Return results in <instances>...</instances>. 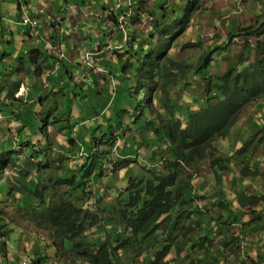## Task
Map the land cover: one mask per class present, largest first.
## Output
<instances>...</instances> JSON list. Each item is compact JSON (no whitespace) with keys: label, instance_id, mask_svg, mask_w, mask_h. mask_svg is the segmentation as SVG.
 <instances>
[{"label":"rangeland","instance_id":"rangeland-1","mask_svg":"<svg viewBox=\"0 0 264 264\" xmlns=\"http://www.w3.org/2000/svg\"><path fill=\"white\" fill-rule=\"evenodd\" d=\"M17 1L7 0L8 4L4 2L0 5V17H5V22H8L4 31L6 37L2 34L3 32H0V45L6 43L8 47L6 39L13 40V46L20 50L24 46L22 38L25 35L21 31L23 29L27 31L30 27L22 23ZM62 1L65 3L69 0H58L56 2L61 3ZM133 1L135 3H131L135 4L137 10L149 8L151 10H149L148 15L155 13L151 19L152 21L148 19L147 15L141 16L132 6H129L128 0H117L118 4L116 6H108H111L110 12L117 14L119 6L128 5L127 8L130 9V11L127 10L128 16L123 15L119 18L125 26V31L132 34L136 32V36L142 35L134 44L137 46L136 49H144V51L155 49L157 55H162L166 49V53L158 62L161 61L160 64L165 69L173 71L174 74H176L177 66L180 63L186 62L191 66H195L199 63L201 56L225 46L224 50L217 55L214 53L215 56H212L208 65L209 69L205 75L207 76L206 79L202 81L200 80L202 78L199 77L195 79L197 81L193 82V85L185 89L188 94L184 96L183 102L188 105L195 99L199 101V104H202L204 94H207L208 90L212 91L219 84V77L223 76L232 67L236 70L242 66L248 67L246 62H242L245 56V44H249L251 50H253V56L249 53L253 63L257 64L264 60V0ZM70 3L68 4L70 7L79 5L74 0H71ZM185 6L190 8L187 12ZM24 7L26 8V5ZM28 9L34 16L30 7ZM165 11L168 14L166 16L169 22L168 25L171 31L174 32L172 37H168L167 44L164 41L165 35L158 29L160 26H157L158 16L156 15L160 13L163 16ZM92 14V18H94L95 14ZM140 16L144 19H141ZM37 19L42 28L46 26L41 15L37 16ZM78 23L79 27L75 24L67 26L65 23V32H62V30L54 31L64 34V38H61V40L68 38L64 43L59 40L63 52L57 47L54 48L52 53H49L44 47H39L40 44L38 43L29 42L27 44L26 50L28 52L39 50L43 52V56H49L43 62V56L39 57L38 63L41 68L38 71L37 65L32 63L30 56L26 55L27 53H24V56L20 54L17 58H13V54L10 58L0 55V155H3L0 156V171L6 169L3 176L2 174L0 176L2 177L1 180L4 179L9 184H13L14 188L17 186V188H13V194L16 192L15 190L19 189V183L31 186L33 190L35 186L32 184L40 182V180H37L39 178L38 175L36 176L38 174L36 166L45 164L46 156L49 157L48 164L51 163L52 167L63 166L71 170L72 173L77 174L78 170L85 168L87 156L98 155L101 162L99 159L95 160L99 164L98 170H102V175H96V167L87 175V190L82 200L78 202L81 209L90 211V215L84 213L83 221L87 217H91L93 213L97 215L98 226L88 227L89 229L84 236V242H90L92 245L104 240L101 233L103 226L101 221L103 219L109 220L113 227L115 225L123 227L124 224L119 221L120 215L118 214L117 204L119 202L122 206H125L132 192H135L128 189V178L132 177L138 183L140 180L151 179L152 174H145L143 169V166L148 167L149 152L145 151V157L143 158L142 155L140 157L135 154L134 149V154L131 155V159L134 160L131 167L125 168L121 163L126 151L139 146L133 147L134 139L132 140V138L136 137L135 142H142L140 133L143 131L141 129L135 131L134 128L130 127V131L124 133L123 138L120 137V139L100 137L107 130L108 120L114 116L111 102L125 84L121 79L109 78L111 75L108 74L109 72L106 71L103 65H100V62L105 60L109 65H113L115 69L120 67L123 69V66H126L123 63H134L135 56L130 57L126 48L121 51L120 58L115 57L116 55L113 54H108L106 59L100 58L99 49L96 47L103 39L94 36L101 32L100 29L106 23L100 24L84 19ZM168 25L166 27H169ZM166 27L164 28L166 29ZM236 27L254 28L263 41L261 40L260 43L258 37L254 35H250L248 39L235 38L229 41L228 36ZM90 28L94 29L95 33L90 38L88 35L86 39ZM166 31L171 36V31ZM166 31H163V33H166ZM67 32L71 34L70 37H68ZM175 34H177L176 38L173 37ZM49 35H54L53 31ZM115 38L116 35L111 34L109 41L112 42ZM68 41H70V46H66ZM140 43L144 45L139 46ZM160 47H162V50L158 51L157 49ZM112 48L110 46L107 52L111 51ZM16 59L18 60L16 61ZM24 59L26 62L23 61ZM5 60L7 63H4ZM173 62H177V64H173ZM29 69H33V71H29ZM170 71H167V73H170ZM116 75L125 80V75H122L121 72ZM13 76L16 77V82ZM131 76L128 77L132 78ZM134 76L135 79H130L129 83L134 88L135 93L138 97L145 94L144 98H148V94L142 92V87L138 89L135 86L140 85V82L136 80L140 73L136 72ZM190 76H193V74ZM164 78H167V74H164ZM175 82L176 80L169 85L171 91L168 90V93H170V96L173 94L172 97L179 95V91L176 89L179 86L175 85L172 88ZM162 95L161 92L156 93V96L162 97ZM192 108L195 111L200 110L198 106ZM127 121L128 117H125L122 125L126 126ZM113 136H117V134L114 132ZM85 143L87 144L86 148L83 147ZM247 145L248 147H246ZM257 146L260 149L256 150ZM151 148L158 154V158L162 159V162L151 164L152 168L157 175L167 176L168 171L165 164L167 165L169 159V149H159L155 146ZM243 148H246L245 153L239 155L236 159L242 162L228 166L222 175H220L221 172H217L218 168L216 170L213 167L215 159L219 156L232 155L236 150ZM248 149L250 153L247 154V158L245 154ZM104 150L109 153L106 152L104 155L98 152H104ZM142 151L143 149H141ZM14 156L17 158L16 161H13L15 163L11 159ZM243 159L247 160L243 161ZM6 161L10 163L6 164ZM115 164L118 165L117 169L120 168L116 174L112 171ZM246 166H250L252 170L259 169L264 175L263 98L244 108L238 116L237 123L230 131L229 137L210 142L205 157L198 163L183 165V177L180 181L182 185L180 186L186 188L183 192L186 197L181 199L183 202L179 201L177 207L178 211L184 213L186 218L182 219L184 221H181L178 228L183 230L187 227L192 231L187 237L181 236L182 231H169L172 234L170 238L173 241L172 244H179L180 248L185 249V252L179 257L175 254L174 247L172 253L165 259V264H192L191 261L196 257H205L199 249L202 240H211L210 242L214 244V251H216L221 248L223 238L232 234V237L240 238L239 242L232 251L224 253V256L230 254L236 257L239 256L240 259H246L250 254V258H254V249L260 242L261 249L257 251V254L261 253V256H258L257 260L260 261H258L259 264H264V243H262L264 241V226L257 229L263 223L253 224L250 218L244 217L241 218L239 225L227 226L224 231L227 224L221 229L218 228L220 224L218 215H220V212L216 209L217 206L214 209L211 207L221 197V194H225L228 199L232 200V205L228 206L229 209L235 210L237 208L248 212L254 211V215L262 212V208H264L263 200H257L263 196H260L259 190H255V188L260 187L263 190L264 176L260 177V184L257 185L254 183L249 184L243 179H239L237 183H234V176H236L234 174L248 177L243 173ZM48 171V169L42 170V172ZM40 175L44 176L42 173ZM228 175H232L231 180L229 178L224 180L223 176ZM42 183L48 184V178ZM42 183H39L36 188L41 189ZM67 189L70 190L69 187H66L63 192ZM50 192L51 188H49V194ZM254 193H256V196ZM20 197L21 195H19V198L17 195L19 201H21ZM255 203L256 205H254ZM34 205L28 206V208H34ZM207 205L210 209L204 213V207ZM2 209L5 211L4 215L8 220L5 216H3L4 219H0V228H2V231H0V264H6L5 260L7 259L10 260L9 264H32V258L35 257V254L33 248H28L26 242L31 243L33 241L31 239L33 234H42L47 231L36 227L33 220L22 221L21 214L18 213L19 210L13 208L10 203H0V210ZM38 210L40 211V209L35 212L34 210L31 211L35 216H40ZM228 219L226 216L224 221ZM175 220V216H173L167 225L165 221L163 224L161 222L158 224L162 228L168 227L170 229V227H173L172 224ZM231 222L234 223V221ZM110 224L107 223L104 226L107 227ZM251 224L252 228H249ZM24 231L33 234H29V238L23 240ZM126 235L127 233L117 240L119 247L130 245L123 253L118 251L119 254L115 258L119 261L118 264H155L156 254L153 249L156 242L142 236L133 240L134 245L131 241H128L127 244L123 240ZM194 241H198L199 246L196 252H191ZM95 248L97 247L95 246L93 249ZM237 248H242L239 254L236 252ZM188 253H191L192 256L187 260L183 259ZM52 258L54 259L55 256L51 255L49 257V264H55ZM69 263L70 261H68Z\"/></svg>","mask_w":264,"mask_h":264},{"label":"trees","instance_id":"trees-1","mask_svg":"<svg viewBox=\"0 0 264 264\" xmlns=\"http://www.w3.org/2000/svg\"><path fill=\"white\" fill-rule=\"evenodd\" d=\"M196 1V0H194ZM132 1L128 0V5L132 6L134 10L141 14V16L147 15L148 19L152 21V17L155 15H148L151 9H138L135 8V4H130ZM135 3V1H133ZM167 4V3H166ZM194 4V2H193ZM117 4H115L116 6ZM126 6H119L118 13L110 12L109 22L106 23L99 34L94 37L102 38L103 41L97 45L99 49L100 58L106 59L108 54H113L115 57H121V51L128 49L130 57L135 56L134 63H123V69H115L113 65H109L108 62L101 61L100 65H103L108 74L111 75L109 78H118L125 82L122 90H120L111 102L113 110V117L107 122V130L104 131L100 137H106L107 139H120L123 138V134L130 127L139 131H143L141 134L142 142H135L133 137V147L139 145L136 148L130 149L125 152L123 159L121 160L122 166L130 168L131 163L134 160L131 157L134 154L143 158L145 157L144 152H149V164L148 167L143 166L144 172L147 175L152 174V178L149 180H140L138 183L136 179L130 177L128 189L132 192L129 201L125 206H122L119 202L117 208L119 209L118 214L120 215V222L123 223V227L115 225L114 227L109 223V220L103 219L101 221V233L103 234L104 240L95 244L90 242H84V236L88 231V227L98 226L96 214L93 213L91 217H87L84 221V213L90 215V211H84L78 206V202L82 200L84 193L87 190V175L90 174L96 167V175H102V170H98V162L95 159L101 158L98 155L87 156L85 164V170H78L77 174L72 173L71 170L63 166L52 167L51 163L48 164L49 157L46 156L45 164L37 165L36 176L39 183L48 178L49 183H42V188H36L39 183L32 184L35 189L32 190L31 186L19 183V189L15 190L13 194V184H9L8 181L2 179L0 176V203H10L13 208L19 210L22 217V221H31L35 223L36 227L47 232L38 234L24 231L23 240L29 238V234H33L31 243H27L28 248H33L35 257L32 258V264H49V257L55 256L53 259L55 264H118L115 258L119 253L124 252L127 248L125 245L119 247L117 240L120 239L125 233H127L125 239L127 244L128 241L133 243V240L138 237L148 238L152 242H156V246L153 252L156 254L155 264H165V259L172 253L175 247V254L179 257L185 252V249L180 248L179 244H172L173 241L170 239L172 234L170 230L182 231L181 236L187 237L192 229L185 227L181 230L178 228L182 219L186 218L184 213L178 211V203L182 198L186 197L183 192L184 189L180 185L182 179V168L183 165H190L198 163L207 153L209 143L219 138L229 137V133L233 126L237 123V119L243 109L254 103L256 100L264 99V60H261L257 64L253 63L250 59L249 53L253 56V50L249 44L244 46L243 63L246 62L248 67L242 66L238 70L232 69L226 71L223 76L219 77V84L216 85L213 90H208L207 94H204L202 98V104H199L198 100H194L191 104L183 102V98L188 92L186 88L193 85L197 78L205 80L207 76V70L209 69V62L212 56L217 55L220 51L224 50L225 46L219 47L216 50L209 52L206 55L201 56L200 61L195 66H191L186 62H182L177 66L176 74L169 69H165L158 60L166 53L164 50L162 55H157L156 50L144 51V49H136L134 45L138 39L142 36H136V32L125 31L124 24L120 21L121 16H128L130 11ZM122 7V8H121ZM186 12L189 6L184 7ZM128 10V11H127ZM123 13V14H121ZM157 26H160V32L165 35V44L168 42V37H172L170 26L168 25V14L161 16L160 13L156 14ZM140 18L142 19L143 17ZM181 16V15H180ZM178 17V19L180 18ZM183 17V16H182ZM144 19V18H143ZM264 24V22H263ZM169 27H166V26ZM114 26V27H113ZM166 27V29L164 28ZM164 29V30H163ZM166 30L171 31V36L167 34ZM163 31L166 33H163ZM111 34L116 35L114 41H109ZM250 35L258 37L259 42L261 40L258 32L254 28H235L230 32L228 40L231 41L235 38L248 39ZM173 37H177L175 34ZM90 38V37H89ZM144 45L140 43L139 46ZM112 46V50L109 52V47ZM141 48V47H139ZM96 49V50H97ZM136 49V50H135ZM168 49V48H167ZM139 50V51H138ZM161 51L162 48H158ZM135 51L134 53H132ZM215 53V55H214ZM43 56V53L41 54ZM48 55L43 56V60H47ZM127 58L125 59V61ZM32 63L37 65V71L41 68L38 63V59L35 57ZM158 62V63H157ZM133 63V64H132ZM39 64V65H38ZM177 64V62H173ZM132 65V66H130ZM131 67V68H130ZM170 71V73H167ZM125 75V80L122 77H118L117 73ZM139 72L140 76L137 77V81L140 85H135L139 89L142 87V92L148 94V98H144L145 94H141L140 97L135 93L134 88L129 83L130 79H135V73ZM164 74H167V78H164ZM193 74V76H190ZM129 75H132L128 77ZM134 76V77H133ZM205 76V77H204ZM108 77V76H106ZM108 79V78H107ZM194 79V80H193ZM176 80L172 86H179L176 88L179 91L177 97L173 94L168 93L170 90V84ZM191 81V82H190ZM157 92L163 93L162 97L156 96ZM175 95V93H174ZM251 103V104H250ZM198 106L199 111H195L192 107ZM160 112H158L157 110ZM154 115L153 117H151ZM178 116V117H177ZM128 117L127 125L123 126V120ZM102 127V126H101ZM100 127V128H101ZM104 130V129H103ZM117 136H113V133ZM70 141H72L70 139ZM29 143V142H25ZM86 144V143H85ZM83 147L86 148V145ZM112 144V143H111ZM112 146V145H111ZM152 146L159 149H169V159L167 160L166 169L168 171L167 176L162 174L157 175L151 164L162 162L161 158H158L152 150ZM83 148V149H85ZM127 148V147H125ZM124 148V149H125ZM32 149V147H31ZM141 149L143 151L141 152ZM40 151H42L40 149ZM102 154L109 153L107 150L98 151ZM245 149L236 150L232 155L224 154L215 159L213 167L218 168V173L222 175V172L230 165L239 164L240 160H236L239 155H243ZM132 155V156H131ZM3 156V155H2ZM12 159L16 161L15 156ZM246 159H243V161ZM10 163L6 161V164ZM15 163V162H13ZM118 165L112 168L114 174L119 170ZM43 169H48V172H42ZM250 167L246 166L243 170L244 175H250ZM6 169L1 170L0 175ZM98 170V172H97ZM21 171V170H20ZM252 171V170H251ZM40 173L44 174L41 176ZM190 185V184H188ZM5 186V188H3ZM51 192L49 194V188ZM69 187L70 190L63 192V189ZM17 188V186L15 187ZM14 188V189H15ZM173 189V190H171ZM37 191V192H36ZM97 192V190H96ZM34 194V195H33ZM19 195H21L18 200ZM50 195V196H49ZM33 197V198H32ZM11 200V202H9ZM259 201V199L257 200ZM31 204V205H30ZM34 205V208L29 209L28 206ZM210 205V204H209ZM232 205V200L228 199L225 194H221V197L214 202L211 207L214 209L217 206V210L220 212L218 217L220 218L219 229L224 225L233 226L234 223H239L241 218L250 215V212L239 209H229L228 206ZM256 205V203L254 204ZM40 209V216H35L34 212ZM208 205L204 207V213L209 211ZM101 210H103L101 208ZM37 211V212H38ZM228 211L229 213H227ZM237 214H234V213ZM5 211L0 210V219H4L3 216ZM231 213V214H230ZM30 215V216H29ZM175 216V221L172 224L173 227L162 228L158 223L165 221L166 225L168 221L172 220ZM229 219L224 221L225 217ZM6 218V216H5ZM100 218V216H99ZM261 216L256 218V223L261 222ZM7 219V218H6ZM8 220V219H7ZM231 221H234L232 223ZM217 222V221H216ZM110 224L107 227L106 224ZM264 225L257 229H261ZM226 228H224L225 231ZM2 231V228H0ZM232 235L225 236L221 243V248L214 251V244L208 240H202L200 246L198 241H194L192 245V251L196 252L199 246L200 251L205 255L204 258L196 257L192 260V264H234L228 256H224V253H228L233 250L234 245L239 242V237H232ZM89 244V245H86ZM134 245V243H133ZM97 247L93 249L94 247ZM160 246V247H159ZM226 250V251H225ZM119 251V253H118ZM239 254L240 249L236 250ZM29 253V252H28ZM191 255L188 253L183 259L187 260ZM233 259L237 260L238 257L233 256ZM249 258V259H248ZM241 260L243 264H249L250 257ZM195 260H197L195 262ZM259 264V260H254ZM153 264V263H152Z\"/></svg>","mask_w":264,"mask_h":264},{"label":"crops","instance_id":"crops-1","mask_svg":"<svg viewBox=\"0 0 264 264\" xmlns=\"http://www.w3.org/2000/svg\"><path fill=\"white\" fill-rule=\"evenodd\" d=\"M56 1H58V0H19V1H17L21 17L23 15V8L28 9V7H30L34 17L37 18V16L41 15L42 18L45 20L46 26L42 28L40 25V22H39V25L36 29H30L29 28V30H27V31L23 29L21 32L23 34H25L22 38V40H24V42H23L24 46L20 50L13 46L14 45L13 40L6 39V42L8 43V47L6 46V43H4L3 45H0V55L6 56V58H10L11 54H13L12 57L17 58V56H19L20 54L24 56V53H27L26 55L30 56L29 57L30 60H32V57L33 58L36 57L39 61V59H40L39 57L42 56L41 54L43 52H41L39 50H31L28 52L26 50V48H27V44L29 42H35V43L40 44L39 47H44L45 50L49 53H52L54 48H57V47L62 50V48H61L62 45L60 42L64 43V42H66V40L68 38L61 40V38H64V34L62 35L61 33H56L54 31H61L62 30V32H65L66 31V30H64V24L65 23L67 24V26L75 24V26L79 27L78 22L81 21L82 19H84L86 21L91 20L92 22H97L100 24L101 23H108L109 22L108 16L110 14V7H111L108 5H112V7H113V6H115V4H118L116 2L117 0H103V1H101V0H88V1H86V0H74L75 2H77L76 4H79V5L70 7L68 4H71L70 3L71 0L65 1V3L63 1L61 3H57ZM131 1L133 3V0H131ZM4 2H6V4H8L7 0H0V5H2ZM24 5H26V8L24 7ZM90 10H91V12H90ZM92 13L95 14L94 18H92L93 17ZM4 18L5 17H2V18L0 17V32H3L2 34L4 35V37H6L4 31L6 29V24H8V22H5L6 20H4ZM8 18H7V20H8ZM51 31H53V33H54V35H52V36L49 35L51 33ZM94 33H95L94 29L90 28L87 35H86V39L88 38V35L90 37V36H93ZM20 35H21V33H20ZM67 35H68V37H70L71 34H69V32H67ZM59 40H60V42H59ZM41 43H43V44L41 45ZM69 43H70V41L67 42L66 46H70ZM14 49L16 50L15 53H14ZM62 52H63V50H62ZM25 59L23 61H25ZM17 60L18 59H16V61ZM16 61H15V63H17ZM4 63H7V61L5 60ZM8 63L10 64L9 60H8ZM30 70L33 71V69H29V71ZM13 79L15 80L16 77L13 76ZM15 82H16V80H15ZM6 117H8V116H6ZM8 118H11V117H8ZM254 184L257 185L260 183H259V181H256ZM255 190H259L260 196H264V188L262 190V189H260V187H257V188H255ZM254 195L256 196V193H254ZM262 202L264 203V199ZM262 209H263L262 212L255 215L256 217H258V216L262 217V218H259V219H262V221L258 222V223H263V224H261V226L264 225V217H263L264 208H262ZM253 218H255V217L252 216L250 219L252 220ZM255 221H253V224L256 223ZM249 222H250V220H249ZM249 228H252V224ZM262 243H264V241H262ZM260 249H261L260 242H258V244L256 245V248L254 249V252H253L254 258H252V257L250 258L251 260L248 261L249 264H256L253 261V259H257L258 256H261V253L257 254V251H260ZM249 257H250V254H249ZM5 263L9 264L10 260L9 259L5 260Z\"/></svg>","mask_w":264,"mask_h":264},{"label":"clouds","instance_id":"clouds-1","mask_svg":"<svg viewBox=\"0 0 264 264\" xmlns=\"http://www.w3.org/2000/svg\"><path fill=\"white\" fill-rule=\"evenodd\" d=\"M160 48H162V47H160ZM246 144V143H245ZM246 147H248V145L246 146ZM252 148V147H251ZM244 149V148H243ZM246 149V148H245ZM258 149H260V147H256V150H258ZM248 153H250V150L248 149L247 150V152H246V156H247V158H248ZM247 160V159H246ZM252 165V164H251ZM253 166V165H252ZM248 167H250V166H248ZM251 168V167H250ZM249 170V169H248ZM251 170H252V168H251ZM249 170L250 171V175H248V177H241L240 175H237V174H234V175H236V176H234V183H237L238 182V180L239 179H243V180H245L247 183H249V184H253V183H255L256 181H259V179H260V177L261 176H264L260 171H259V169H256V170ZM258 170V172H256ZM223 173V172H222ZM223 178H224V180H228V178L231 180V178H232V175H228V176H223ZM250 178V179H249ZM264 199V196L263 197H260L259 198V201L260 200H263ZM237 209V208H236ZM255 214V212L254 211H252V212H250V215H249V217H246V218H251L252 216L253 217H255V218H253L252 219V221H255L256 220V216L254 215ZM250 223V222H249ZM234 225H239V223H234ZM248 225V224H247ZM226 228V227H225ZM241 241V240H240ZM236 244H238V242L236 243ZM235 244V245H236ZM234 245V246H235ZM238 249H240V252H241V249L242 248H237L236 250H238ZM239 252V253H240ZM122 253H123V251H122ZM230 255V254H229ZM228 256V255H227ZM232 257H233V255H231ZM229 257V259L232 261V263H234V264H243V261H241V260H243L242 258L240 259L239 258V256H237L238 258H237V260H235V259H233L232 257H230V256H228ZM247 260V259H246ZM257 264V263H256Z\"/></svg>","mask_w":264,"mask_h":264},{"label":"built area","instance_id":"built-area-1","mask_svg":"<svg viewBox=\"0 0 264 264\" xmlns=\"http://www.w3.org/2000/svg\"><path fill=\"white\" fill-rule=\"evenodd\" d=\"M26 12V13H25ZM22 23L25 26H29L31 29H36L39 25V21L37 18L32 16L30 13L29 9H24L23 8V15H22Z\"/></svg>","mask_w":264,"mask_h":264}]
</instances>
